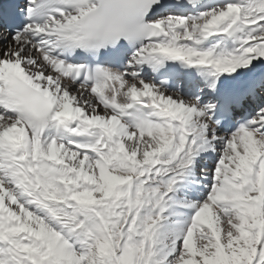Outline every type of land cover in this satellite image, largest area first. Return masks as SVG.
<instances>
[{
  "label": "snow or ice",
  "instance_id": "1",
  "mask_svg": "<svg viewBox=\"0 0 264 264\" xmlns=\"http://www.w3.org/2000/svg\"><path fill=\"white\" fill-rule=\"evenodd\" d=\"M0 264H264V0H0Z\"/></svg>",
  "mask_w": 264,
  "mask_h": 264
}]
</instances>
